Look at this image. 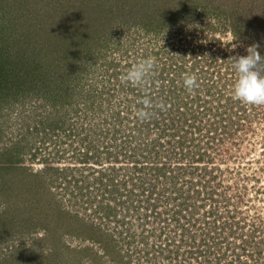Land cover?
<instances>
[{"label": "rangeland", "instance_id": "obj_1", "mask_svg": "<svg viewBox=\"0 0 264 264\" xmlns=\"http://www.w3.org/2000/svg\"><path fill=\"white\" fill-rule=\"evenodd\" d=\"M187 35L208 49L182 62L193 123L157 131L159 97L140 119L108 73L168 75ZM253 43L264 0H0V264H264V105L228 60Z\"/></svg>", "mask_w": 264, "mask_h": 264}, {"label": "trees", "instance_id": "obj_2", "mask_svg": "<svg viewBox=\"0 0 264 264\" xmlns=\"http://www.w3.org/2000/svg\"><path fill=\"white\" fill-rule=\"evenodd\" d=\"M69 24L70 23L65 24V26L67 25L66 27L69 28V26H71ZM72 26H73V29H75V31H76L77 28H75L74 24ZM66 27L65 28L61 27V28H63L65 30ZM77 33H78V31H77ZM211 45H212L211 42H209V47ZM146 56H148V54H146ZM176 56H180V59H182V61H184L185 57H187L186 51L182 52L181 55L179 53H177ZM191 58H192V61H193V60L196 59V56L192 55ZM175 62H178V59H175ZM210 63H211L210 59H208V62L204 63L203 65H200V69L198 68L196 70L204 71V69L209 68L208 65ZM175 64L177 65V73L179 72V80L181 82V85L177 86L176 83H170L169 85H174V87L171 88L169 86L168 88L165 89L164 88V86H165L164 82H162V81L160 82L161 83V87L159 88V92L158 93H163L164 96H160L159 97L160 100H159L158 107L154 106L155 111H156L157 121L159 120L160 121L159 123L161 125L160 129H158L157 131H179L182 128V124H179V123H181L182 121H184L185 123H188V124H192L193 123L192 115L187 113V110L189 109V106L191 104H193V102H192L193 92H191L189 90L185 91L186 93L183 92L184 91L183 76H181V72L182 71H184L185 73H187V72H186V69H185V67L183 66L182 63H175ZM192 67H193L192 69H194V67H195L193 62H192ZM111 68L115 69V67L113 65L111 66ZM108 75H109L108 78H110V81H112V83L110 84V87H108V89L111 90V92H110L111 94H115V88H117V90L119 89L121 91V93H125L126 96L128 95L127 91H128L129 94H131L133 96H139V95H141V93H140L141 89L142 90L149 89V91H150V90H153V88H154V81H147L146 84L141 85V86H137L138 88H135L134 86H131V85H123L121 83L122 81H120L118 79L120 77L119 72L115 71L114 74H111V71H109ZM162 78H163V75H162ZM113 80H115V82ZM147 84H150V85L147 86ZM125 86H128L129 90ZM109 90H107V93L109 92ZM207 90H209V89H207ZM96 93H97V96H98L99 95V91H97ZM216 94H217V91L212 92L211 98L212 97L215 98ZM189 96H190L191 100L188 98ZM109 97H111V96H109ZM129 100H130V98L127 101H129ZM92 102L94 104V109L98 110V109H101V106L103 105L102 102H104V99H103L102 95H100V97H98L96 99V101L92 99ZM129 103L141 104L140 102H137L134 99L130 100ZM129 103H127V107L128 108H130ZM175 104H178V105H175ZM201 109H203V107H200V105H198L197 111L198 112H202ZM184 111L186 112L185 116L183 115ZM114 113L115 112L111 111V117L113 119L114 126L115 127L117 126V128H118V121H119V124H120V119H119L120 115L118 116L116 113L115 114ZM161 120H162V122H161ZM140 126L142 127V124H140ZM170 129H172V130H170ZM159 133H161V132H159ZM143 135L146 137V139H147L146 141L149 143V145H148L149 148H151V147L153 149L157 148V145H159V142H158L157 138H155V137L151 138L148 133H146V135L143 133ZM93 145L99 147V145H97L95 143ZM140 151H142V149H140ZM84 154H86V152ZM143 154H146V151L143 150ZM154 155H155V152L153 153L152 158L154 157ZM117 157H118V154H117ZM143 157H145V156H143ZM113 168L114 167H111L110 171H113ZM158 168H159V166H156L157 171L159 173H162V175H164L166 177L168 169L163 167V165H162V170H158ZM170 176H171V178H175V176L173 174H170ZM175 185L176 184L174 182V186ZM175 187H173L172 189L174 190Z\"/></svg>", "mask_w": 264, "mask_h": 264}, {"label": "clouds", "instance_id": "obj_3", "mask_svg": "<svg viewBox=\"0 0 264 264\" xmlns=\"http://www.w3.org/2000/svg\"><path fill=\"white\" fill-rule=\"evenodd\" d=\"M235 47L236 45H233L232 49L234 50ZM259 47L258 44L253 43L245 47L246 54L236 53L228 58L237 74L232 89L233 98L241 103L255 106L264 105V55L259 51ZM154 65L155 61L152 57L141 59L127 70L123 79L133 86L144 85L152 75ZM183 85L187 90L192 91L198 86L197 76L193 73H185ZM140 103L142 107L138 109L137 117L150 118L153 108L152 100L146 96Z\"/></svg>", "mask_w": 264, "mask_h": 264}, {"label": "built area", "instance_id": "obj_4", "mask_svg": "<svg viewBox=\"0 0 264 264\" xmlns=\"http://www.w3.org/2000/svg\"><path fill=\"white\" fill-rule=\"evenodd\" d=\"M186 39L188 41L185 40L186 43L183 44L184 46L182 48L181 53L184 52V51H186V55H187V57H189V60L187 62L190 64L191 61H192V58H191L192 55H195L197 58H200V57H202V55H203V53L205 51H208V49H204V48H206V45L207 44L205 42H202L204 40L203 37L200 38L198 35L197 36H195V35H187L186 36ZM187 46H189V47H187ZM171 53L173 54V51H171ZM150 54H152V53H150ZM182 62H183L182 60L178 59V62H176V63H182ZM183 66H186V65H183ZM157 69H158V67L155 65V68L153 70V73H152V75L150 77V78L153 79L152 81H157L158 79H160V82L161 81L164 82V85H165L164 88L165 89L168 88L169 86L171 88L174 87V85H169L170 83H176L177 86H180L181 85V82L179 80V72L177 73V65L176 64H173V66L171 68V71L168 73V75H167L166 72H164L163 74L161 73V69L162 68L160 70H157ZM183 73H185V72L184 71L181 72V76L184 75ZM161 74L163 75V78H162ZM148 81H151V80L149 79ZM129 85H131V84L129 83ZM149 85L150 84H147V86H149ZM160 87H161V84H160V86H158V82H157V84L154 82V88H153V90H150L149 91V89H146V90H142L141 89V92H140L141 95L136 96V97L134 96L135 97V100L137 102H140L142 98L148 96L152 100V104H153L154 99H156L157 96L158 97L164 96L163 93H158Z\"/></svg>", "mask_w": 264, "mask_h": 264}, {"label": "flooded vegetation", "instance_id": "obj_5", "mask_svg": "<svg viewBox=\"0 0 264 264\" xmlns=\"http://www.w3.org/2000/svg\"><path fill=\"white\" fill-rule=\"evenodd\" d=\"M105 146H106V148H108L107 145H105ZM126 146H127V145H125V144L122 143L121 147H119V153H120V152H124V151L126 150ZM92 154H93V153H92ZM118 155H119V154H118ZM115 157H116V158H115ZM115 157H112V158H114V159L117 160L118 157H117L116 155H115ZM154 157H156V156H154ZM112 163H114V162H112ZM113 170H116V167H114ZM171 192H172V191H171ZM169 193H170L169 191H166V192H165V194H169ZM119 220H120V219H119ZM117 222H118V221H117ZM148 226H149V225H148ZM119 227H120V224H119Z\"/></svg>", "mask_w": 264, "mask_h": 264}]
</instances>
